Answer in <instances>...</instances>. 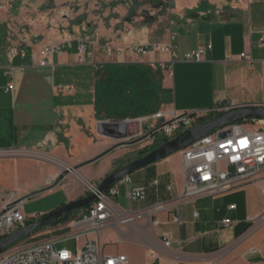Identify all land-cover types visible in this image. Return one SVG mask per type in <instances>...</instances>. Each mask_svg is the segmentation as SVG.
I'll use <instances>...</instances> for the list:
<instances>
[{"label": "crops", "instance_id": "obj_1", "mask_svg": "<svg viewBox=\"0 0 264 264\" xmlns=\"http://www.w3.org/2000/svg\"><path fill=\"white\" fill-rule=\"evenodd\" d=\"M263 34L264 0H11L0 11V152L33 157L0 159V203L57 181L61 171L38 161L46 157L78 168L98 187L129 165L121 161L125 154L149 140L154 145L156 133L137 141L162 124L152 119L159 113H202L216 98L264 105ZM154 44L171 50L134 51ZM208 45L201 61L185 60ZM51 47L60 51L46 59ZM244 53L251 60L240 58ZM117 122L127 127L110 125ZM183 173L178 152L119 184L113 200L136 214V225L103 230L98 241L105 248H122L105 252L127 256V264H264V180L176 207ZM132 187L147 188L143 203L131 202ZM159 203L170 209L151 216ZM176 213L180 224L172 220ZM164 235L172 241L168 250Z\"/></svg>", "mask_w": 264, "mask_h": 264}, {"label": "built area", "instance_id": "obj_2", "mask_svg": "<svg viewBox=\"0 0 264 264\" xmlns=\"http://www.w3.org/2000/svg\"><path fill=\"white\" fill-rule=\"evenodd\" d=\"M11 0H0V11L7 8ZM264 45V34L260 41ZM213 46L199 48L198 51L186 55L184 58L188 62L201 61L206 54L212 51ZM87 46L81 43L79 53H85ZM171 47L148 45L134 48L140 54L169 53ZM60 51V47H51L43 52L46 59ZM108 55H112V50L108 48ZM16 52H8L10 59L16 57ZM242 59L251 60L248 53L241 55ZM42 66L48 64L41 62ZM67 89L61 88L58 92L65 94ZM238 105L228 103L224 98H216L212 110L197 112L180 116L173 113H159L152 119L161 122L162 128L159 130L169 141L186 133L189 129L200 125L201 121L208 119L211 115L223 116L228 112L236 110ZM216 117V118H217ZM251 121L252 126L243 123ZM257 120L247 119L228 126L217 129L200 141L193 143L190 147L182 150L183 159V192L178 199L176 207L180 204L195 202L203 197H218L236 190L250 183L264 180V125H254ZM13 156H33L16 152H0V159ZM44 159V158H43ZM51 160V159H49ZM130 177H124L119 183L110 187L105 193L99 194L97 201L77 214L68 223L61 224L55 230L59 236L51 239L39 237H29L17 243L8 250L0 254V264H127L128 258L125 255H110L105 252L98 237L102 231L114 225L120 227H134L136 225V214L121 210L113 202V197L118 195L120 183L130 184ZM90 194L96 193L97 186L89 187ZM129 199L133 203L141 204L147 198L146 187H132L129 190ZM25 199L13 200L3 207L5 214L0 216V239L9 237L18 230L24 229L29 220L23 211ZM168 205L159 203L149 209L151 216H158L160 213L168 211ZM11 207V208H9ZM235 209L236 206L231 207ZM198 217V213H195ZM173 222L180 224L179 213L173 216ZM264 224V218L261 219ZM155 225L159 224L156 219ZM226 226L230 221H224ZM91 237H97L92 239ZM73 242L74 250L67 248L59 249L60 244ZM123 241L119 240L118 244ZM172 241L168 235L163 237L164 250L170 249ZM155 254H152L153 257Z\"/></svg>", "mask_w": 264, "mask_h": 264}, {"label": "water", "instance_id": "obj_3", "mask_svg": "<svg viewBox=\"0 0 264 264\" xmlns=\"http://www.w3.org/2000/svg\"><path fill=\"white\" fill-rule=\"evenodd\" d=\"M247 119H264V105H239L236 110L228 112L227 114L217 117L212 121L200 124L193 129H189L185 134L178 136L177 138L163 144L160 148L147 154L142 158L136 159L129 163L125 168H121L111 175H109L101 184L97 187L96 193L90 194L86 197L80 198L76 201L70 202L69 204L61 207L60 209L43 216L40 220L33 222L32 224L26 226L24 229L18 230L3 241H0V254L9 248L13 247L17 243L23 241L25 238L32 237L37 231L49 226L52 222L61 220L67 214L74 212L87 210L88 207L93 205L99 194L105 193L110 187L119 183L124 177L131 175L132 173L143 169L144 167L150 166L152 164L158 163L171 155H174L182 150L190 147L193 143L202 140L211 132L224 128L229 124H234ZM110 125L118 126L120 129L127 127L125 122L112 123ZM162 127L149 132L148 129L145 130L146 135L140 138L137 142H142L147 138L151 137L154 133L158 132ZM136 142V143H137ZM130 143H124L121 146H128ZM73 170H78V168H73ZM71 169L64 170L59 179L54 184V187L59 186L62 183ZM41 192L33 193L23 198L28 200ZM11 208V207H9ZM6 210L0 213V216L5 214Z\"/></svg>", "mask_w": 264, "mask_h": 264}, {"label": "rangeland", "instance_id": "obj_4", "mask_svg": "<svg viewBox=\"0 0 264 264\" xmlns=\"http://www.w3.org/2000/svg\"><path fill=\"white\" fill-rule=\"evenodd\" d=\"M211 117L216 118V115L215 114L211 115ZM246 122L247 123H243V124H245L247 126L253 125L251 123V121H246ZM254 125H256V126L264 125V120H257L254 123ZM161 126H162V124H159L157 128H160ZM155 138L159 139L158 140L159 144L157 146V149H158L161 147V144L163 143V140L165 139V137H164L162 132L158 131L155 134ZM152 145H153V142L149 140V141H146V142L140 144L135 149H137L140 152V151H143L145 149H149V147H153ZM139 152H135L133 154L132 153L125 154L121 158V161H123L124 165L128 164V163L132 162V160H134L135 158L138 159V157H140V155H138ZM3 159H7V158H3ZM38 161H43L44 163L55 166L58 169V171L59 170L61 171V173L64 170L71 169V168H65V167L62 168L58 164H55L54 162L49 160L47 157L43 160H38ZM55 183H56V181L54 183L50 184L49 186H46L44 189H38V190L32 191L30 193V194H33V193H37V192L42 191V193H39V194H37L31 198H28L27 202L23 205V211L22 212H24L25 216L27 217V219L29 221H31L30 219H32V218H40L43 215H46V214L48 215L49 213H52V212L60 209L61 207L69 204L70 202H73V201H76L80 198L88 196L90 193L89 187L96 186L99 184V183L93 184L90 181L82 178L79 175L78 170H73V168L71 169V171L69 172V174L67 175L65 180L59 184V186L54 187ZM14 190L16 192H18V190L16 188H14ZM30 194H28V195H30ZM113 202L115 203L114 200H113ZM2 204H3V206L6 205V203L1 202L0 205H2ZM2 211H3V209L2 210L0 209V213ZM60 225L47 226V227L41 229L39 233L35 234V236L42 238V239H48V238L51 239V237L59 236V232L56 233L55 230ZM104 245H107L105 248L107 252H117L118 253V252L122 251L121 247L114 246V244H112V243H105ZM58 248L61 250L64 248H67L69 250H74L75 244L73 242H68V243L60 244L58 246ZM127 253H130V251L128 252V250H127Z\"/></svg>", "mask_w": 264, "mask_h": 264}, {"label": "trees", "instance_id": "obj_5", "mask_svg": "<svg viewBox=\"0 0 264 264\" xmlns=\"http://www.w3.org/2000/svg\"><path fill=\"white\" fill-rule=\"evenodd\" d=\"M216 117H217V116H216ZM213 119H215V118H213V117H209L208 119H204V120H202L200 124L207 123V122H209V121H212ZM255 120H264V119H255ZM184 134H185V133H184ZM181 135H183V134H181ZM181 135H180V136H181ZM158 140H159V139L155 140L156 142L154 143V145H153L152 148H150V149H145V150H143V151H140L138 155H140V157H143V156H145L146 154H148L149 152L151 153V151L156 150V149H157V146H158V144H159V141H158ZM168 142H169V140L165 138V139L163 140V143L161 144V146H163V144H166V143H168ZM120 169H121V168H120ZM82 211H83V210H82ZM79 212H81V211L74 212V213H71V214H67V215H65L64 217H62L61 220L59 219V220H57V221H55V222H52L51 224H49V226H56V225H60V224H64V223H68V222H70L72 219H74V218L77 216V214H78ZM41 218H42V217H41ZM41 218H39L38 220H40ZM38 220H31V221L28 222V224H27L26 226H28V225H30V224H32L33 222L38 221ZM39 232H40V230L37 231L35 234H37V233H39ZM35 234H34V236H35ZM6 238H7V237H5V238H1L0 241H3V240L6 239Z\"/></svg>", "mask_w": 264, "mask_h": 264}]
</instances>
